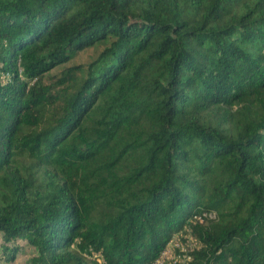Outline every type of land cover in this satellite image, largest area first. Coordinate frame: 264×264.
Here are the masks:
<instances>
[{"label":"trees","instance_id":"16d2710c","mask_svg":"<svg viewBox=\"0 0 264 264\" xmlns=\"http://www.w3.org/2000/svg\"><path fill=\"white\" fill-rule=\"evenodd\" d=\"M0 70L1 263L264 264V0H0Z\"/></svg>","mask_w":264,"mask_h":264},{"label":"built area","instance_id":"2783aa9c","mask_svg":"<svg viewBox=\"0 0 264 264\" xmlns=\"http://www.w3.org/2000/svg\"><path fill=\"white\" fill-rule=\"evenodd\" d=\"M21 71V69H20ZM10 79L9 74L3 73L0 70V83L6 84ZM214 218V216H211ZM202 223L200 216H194L191 223ZM200 248V243L193 235L192 229L188 226L173 236L166 248L160 256L150 264H191L193 261V253ZM92 258L103 262L102 256L99 253L92 252Z\"/></svg>","mask_w":264,"mask_h":264},{"label":"rangeland","instance_id":"374dc122","mask_svg":"<svg viewBox=\"0 0 264 264\" xmlns=\"http://www.w3.org/2000/svg\"><path fill=\"white\" fill-rule=\"evenodd\" d=\"M85 55H86V56H85ZM85 55H84L83 58H81V60H87V59H88V55H89V54H85ZM41 182H42V183H45V180H44V178H42V177H38V178H36V179L33 180V183H34L35 186L38 185V184L41 183ZM26 259H27V257L19 256V257L17 258L15 264H24V262L26 261ZM0 264H3V263H1V260H0Z\"/></svg>","mask_w":264,"mask_h":264}]
</instances>
